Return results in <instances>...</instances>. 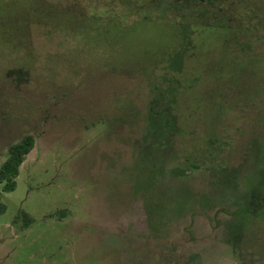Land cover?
<instances>
[{
	"label": "rangeland",
	"instance_id": "374dc122",
	"mask_svg": "<svg viewBox=\"0 0 264 264\" xmlns=\"http://www.w3.org/2000/svg\"><path fill=\"white\" fill-rule=\"evenodd\" d=\"M111 1L0 0V167L25 135L35 142L15 190L0 181V264H264V218L231 213L264 203L258 78L217 76L236 47L223 43L179 65V90L152 95L142 61L173 48L165 27L140 25L107 47L105 30L79 37L63 21L73 6L94 15ZM139 9L128 23L185 17L153 0ZM257 55L249 63L264 77Z\"/></svg>",
	"mask_w": 264,
	"mask_h": 264
},
{
	"label": "trees",
	"instance_id": "16d2710c",
	"mask_svg": "<svg viewBox=\"0 0 264 264\" xmlns=\"http://www.w3.org/2000/svg\"><path fill=\"white\" fill-rule=\"evenodd\" d=\"M112 1H118L119 6L115 7V5L111 6V4L107 5L106 2H103L98 13H95L94 15L85 14L83 9L80 12L77 9H74L73 6L71 11L70 9L64 10L65 17L63 18V21H67L66 27L70 30L72 29L74 35L79 37L87 35L89 30L90 33L97 30L100 32L105 30L106 34L104 35L103 40H105L107 47L113 45L115 40H118V42L125 41L130 33H135L140 28V25L149 24L157 27H165L170 36L168 39L175 40L173 41L175 43L174 46H172L173 48L165 49L164 46H160V51L158 53H152V55H149L150 58L147 60L148 62H145L144 60L142 61L148 69L144 75L147 80L149 92L152 95L154 93L155 96H161L164 91L168 90L167 93H170L172 90H179L180 82H177L175 74H180V71H182L184 67L186 68L188 63L186 61L193 59V56L197 51L203 52L205 48V51L209 53L215 49L214 46H217V44L222 45L223 43L235 42L236 47L230 49L228 59L223 65L224 70L221 71L220 68H218L216 71L217 76L224 78L222 80H226L227 78L228 83V81H230V76H232L230 73L232 67L236 68L238 73L242 74L238 81H240L245 74L250 75V78L251 76L255 79L258 78L259 83L257 81L256 87L254 83L251 88L254 89L253 91H255L256 96L264 97V89H259L260 85H263L264 87V83H262L264 77H259L256 74L257 72H255L257 69L252 68L249 63L254 62L252 58L254 55L259 54L264 56V38L261 36L249 37L248 33V30L252 32L251 28H256L255 33H260L264 28V12L257 7L255 3L256 0H227L235 3V5H240L241 8L236 11L229 8L228 10L225 9L223 5L220 4L219 0H153L154 2L160 3V5L165 4L168 11L176 12V10H180L181 14H177L178 16L176 19H179L181 15L185 17H181L183 19L180 22L172 20L168 21L170 18H166V20L159 18L158 20L137 19L130 23H128L129 17L134 16L136 11L140 12V9L138 10V8H140L143 3H146L147 0ZM136 5H138V8L134 11L133 9ZM232 16L234 20H232ZM199 19L202 21L203 25L197 21ZM94 21V24L102 21H104L105 24L90 26ZM107 31L111 33L107 34ZM239 37L246 38L250 45L256 44L259 46L258 48L260 51H244L239 44L237 45ZM233 39L234 41L232 42ZM236 51H239L240 53ZM187 52L189 56L187 55ZM233 53L234 55H232ZM174 55H181L182 57L177 60L172 58ZM246 61L249 64H247V67H243ZM182 63L186 65H183V68L178 70L179 65ZM156 71L159 73L167 71L168 73L175 74L171 75L169 79L167 78L162 81V78L156 76ZM233 80L236 81L235 77ZM169 98L174 100V94L171 93ZM262 104L261 106H264ZM128 106L130 107L128 108L129 114L135 116L131 104H128ZM255 121L260 122L257 119H255ZM261 123H264V120ZM34 143L32 135H25L17 143L9 147L8 157L0 167V181L4 182L3 189L5 192H12L15 190V178L19 174V168L26 156L34 148ZM262 156L260 158V172L264 171V156ZM254 206L255 204L248 203L233 210L231 213L236 218H241L247 214H254L263 219L264 203L256 207Z\"/></svg>",
	"mask_w": 264,
	"mask_h": 264
}]
</instances>
